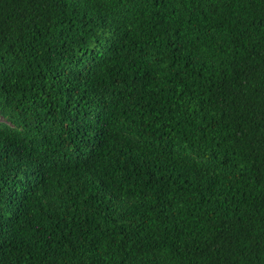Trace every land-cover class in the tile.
<instances>
[{"label":"trees","instance_id":"trees-1","mask_svg":"<svg viewBox=\"0 0 264 264\" xmlns=\"http://www.w3.org/2000/svg\"><path fill=\"white\" fill-rule=\"evenodd\" d=\"M0 264H264V0H0Z\"/></svg>","mask_w":264,"mask_h":264}]
</instances>
